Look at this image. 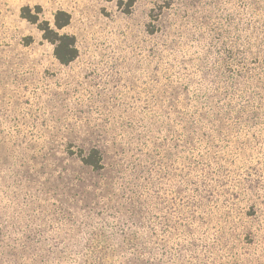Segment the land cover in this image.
Wrapping results in <instances>:
<instances>
[{
    "label": "rangeland",
    "instance_id": "rangeland-1",
    "mask_svg": "<svg viewBox=\"0 0 264 264\" xmlns=\"http://www.w3.org/2000/svg\"><path fill=\"white\" fill-rule=\"evenodd\" d=\"M27 1L0 0V264H264V0H81L68 65Z\"/></svg>",
    "mask_w": 264,
    "mask_h": 264
},
{
    "label": "trees",
    "instance_id": "trees-1",
    "mask_svg": "<svg viewBox=\"0 0 264 264\" xmlns=\"http://www.w3.org/2000/svg\"><path fill=\"white\" fill-rule=\"evenodd\" d=\"M123 1L124 0H118L119 7L122 6ZM126 1L127 3L122 10L128 13L132 5V0ZM41 10L42 8L40 5H23L20 7L19 16L29 23L36 24L37 28L42 32V38L53 44V55L55 59L60 64L68 65L77 56L74 35L63 31L70 23V14L64 10H56L53 14L52 23H50L47 20H40L39 14ZM74 154L83 165L94 171H98L103 167V154L97 147H91L88 150L79 149V151ZM10 258V264H18L13 257ZM100 262L101 261L95 262V264H99ZM82 264H87V262H83Z\"/></svg>",
    "mask_w": 264,
    "mask_h": 264
},
{
    "label": "crops",
    "instance_id": "crops-1",
    "mask_svg": "<svg viewBox=\"0 0 264 264\" xmlns=\"http://www.w3.org/2000/svg\"><path fill=\"white\" fill-rule=\"evenodd\" d=\"M81 0H28L26 5H40L56 10H64L70 13V9H75L80 5Z\"/></svg>",
    "mask_w": 264,
    "mask_h": 264
}]
</instances>
